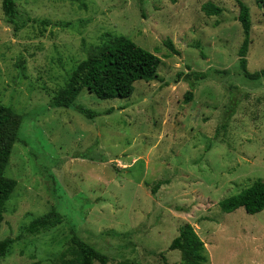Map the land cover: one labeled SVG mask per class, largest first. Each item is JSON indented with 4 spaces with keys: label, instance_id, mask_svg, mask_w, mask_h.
Returning <instances> with one entry per match:
<instances>
[{
    "label": "rangeland",
    "instance_id": "374dc122",
    "mask_svg": "<svg viewBox=\"0 0 264 264\" xmlns=\"http://www.w3.org/2000/svg\"><path fill=\"white\" fill-rule=\"evenodd\" d=\"M242 1L251 9L254 73L264 68L263 12L258 0ZM15 2L17 25L6 21L0 0V105L23 124L6 170L17 187L0 239L18 237L52 210L64 222L16 242L0 264H63L74 232L108 264H185L170 246L186 224L204 242L207 264H264V211L219 207L264 181V80L249 81L239 67L238 1ZM207 2L221 15L208 17ZM118 36L162 60L158 79L137 82L128 99L100 100L85 89L74 107H51L75 67ZM191 72L209 77L194 83L186 102Z\"/></svg>",
    "mask_w": 264,
    "mask_h": 264
},
{
    "label": "trees",
    "instance_id": "16d2710c",
    "mask_svg": "<svg viewBox=\"0 0 264 264\" xmlns=\"http://www.w3.org/2000/svg\"><path fill=\"white\" fill-rule=\"evenodd\" d=\"M239 5L238 21L243 29V42L239 49V67L249 81L260 82L264 80V68L257 72L248 70V53L252 43V18L250 7L242 0H237ZM257 5L263 12L264 0H258ZM208 17L220 16L223 9L213 2H207L202 7ZM3 11L9 24L17 25L19 12L15 0H3ZM19 27V26H17ZM166 46L175 54L180 55L179 50L171 40L166 41ZM202 54V52H201ZM203 55V54H202ZM162 60L154 53L138 46L125 36L114 37L108 42L96 48V50L82 61L71 73L65 86L53 97L51 107H74L81 92L87 89L100 100L128 99L135 92V84L139 81H156L158 70ZM209 77L207 72H191L186 74L190 81V89L185 96V101L193 99L195 82ZM234 97L231 99V108L227 111L224 129L233 114ZM77 111L87 118L94 119L98 114L84 107H77ZM113 110L109 111L112 112ZM23 117L13 108L0 105V228L4 221L7 202L12 197L17 181L6 176L10 158L15 143L19 140ZM161 187L157 184L153 189L156 193ZM219 207L224 213H232L244 208L247 214L255 215L264 211V181L257 180L241 193L223 199ZM64 217L57 211L39 216L22 228L21 234L16 237L0 239V261L5 259L11 247L27 236H36L47 233L63 224ZM71 258L63 261V264H108L109 258L94 246L81 239L75 232L72 236ZM170 250H178L182 253L185 264H207L208 258L204 254L205 244L196 233L192 225L186 224L180 228L179 236L174 239ZM164 264H169L164 258ZM117 264H134L122 261Z\"/></svg>",
    "mask_w": 264,
    "mask_h": 264
}]
</instances>
